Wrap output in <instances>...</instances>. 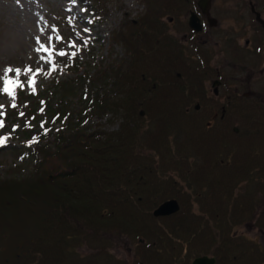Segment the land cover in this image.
<instances>
[{
	"label": "trees",
	"instance_id": "obj_1",
	"mask_svg": "<svg viewBox=\"0 0 264 264\" xmlns=\"http://www.w3.org/2000/svg\"><path fill=\"white\" fill-rule=\"evenodd\" d=\"M149 16L139 18V25L131 28L129 35L117 36L127 48L126 63L118 59L117 63L98 68L95 74L79 76L77 83L84 103L74 120L63 106L54 107L55 94L36 93V103H31L29 112L33 113L37 105H41L51 119L46 130L55 134L49 142L43 141V133L31 135L23 130L28 139L26 150L36 159L35 168L29 175L0 179V264H87L85 257L75 251L76 245L97 242L95 253L99 255L100 249H105L106 241L101 239L104 232L124 230L122 212L129 213L130 220L137 226L142 220L150 222L140 223L145 227L132 234L144 235V242L138 245L149 251L148 258H153V253L158 255L155 248L166 241L165 236L168 235L171 242L170 237L175 235L179 240L186 234L183 246L173 245L178 250L177 255L173 254L174 259L184 264L201 252L215 254L218 264H256L261 260L262 248L231 230L237 223L253 218V201L248 202L247 197L235 193L238 179L246 169L237 168L234 160L226 165L228 154L223 152L221 177L218 181L203 178L204 184L199 193L196 189L193 191V199L187 192L204 172L170 163L190 158L183 151L184 144L174 142L180 128L174 127L173 120L166 119L167 106H154L179 91V86L170 87L176 62L170 64L168 57L154 54L151 56L154 64L146 68L144 77L136 76L138 61L143 57L140 53L147 52L146 47H139L137 37L150 36ZM150 82L155 83L158 90L148 89ZM60 86L66 92L76 89L67 82H61ZM24 92L19 90V94ZM32 94L25 92L24 98ZM59 104L58 101L56 105ZM144 105L150 106L153 116L143 119L138 115L139 107ZM108 111L117 119L122 117L118 128L84 131L89 115L102 116ZM59 116L66 123L56 128L54 121ZM159 117L168 122L162 132L159 125L153 124ZM151 126L153 129L149 132ZM131 136L133 151L127 146V138ZM173 143L177 152L171 151ZM226 144L225 150L233 154L231 142ZM211 146L215 154L221 152L214 141ZM157 157L155 167L153 160ZM249 178L252 179L251 175ZM205 185L209 188L202 195ZM170 197L180 201V211L171 216H154V206ZM200 208L207 211L206 216L193 210ZM204 218L208 221H202ZM202 224L207 225L214 238L198 243L192 231Z\"/></svg>",
	"mask_w": 264,
	"mask_h": 264
},
{
	"label": "rangeland",
	"instance_id": "obj_2",
	"mask_svg": "<svg viewBox=\"0 0 264 264\" xmlns=\"http://www.w3.org/2000/svg\"><path fill=\"white\" fill-rule=\"evenodd\" d=\"M160 1L0 0V77L4 76V70L7 67L13 69L19 68L22 70V73L28 67H31L33 72L37 69L41 70L35 77V91L27 83L33 73H28L27 76L21 74L19 80L24 83V87L16 88L14 101L12 97L2 91L4 84L3 80H0V105L3 106L0 107V122L3 123V127H0V138L8 137L6 142L0 145V179L29 175L35 168L36 159L26 152L28 139L27 136L23 135V130L29 131L31 135L35 132L43 133V141H53L55 133L48 131L45 134L44 132L48 128L51 119L42 110V106L37 105L38 107L33 113L29 112L31 103H36L37 94L39 92H43L45 96L46 94H55L54 100L57 101L55 102L58 103L59 101L61 104L56 105L54 102V107L59 108L63 106L66 112L70 111V117L74 120L75 115L84 103L82 93L79 92V84L77 83L79 76L86 77V75L90 76L91 74H95L94 72L98 68H105L111 63H117L118 59H123V64L126 63L128 58L127 48L124 46V41L117 39V36L119 34L123 37L129 35L130 29L139 25L138 19L144 17L146 14H150L149 17L154 19L157 16L159 17L160 12L166 19L169 11L167 12L164 9L165 7L161 6ZM148 35L153 36L152 32L148 33ZM141 37L143 36L141 35ZM143 39L145 38L139 39L137 37V41L140 43L139 47H146L145 51L147 50L146 53H140V56L142 55L143 57L141 58L142 60L138 61L136 71V76L140 74L142 78L144 77L146 68L154 64L151 60V56L154 54L149 51L148 41L146 40L147 43H143ZM42 46L43 48L49 49V51H44ZM151 46L153 47L152 43ZM61 51L65 52L66 55L60 56L58 53ZM73 52L76 53L75 56L71 55ZM163 53L164 49L162 47ZM162 54L160 57L164 56ZM193 60L195 61V59ZM140 63H143V65H140ZM53 64L55 65V70H52ZM128 65L125 66L128 67ZM134 66L135 64L133 63ZM10 75L12 78H15L14 72ZM61 82H67L75 86V92H66L61 88ZM147 88L150 90L155 89V83H148ZM19 90L27 93L32 92L33 94L31 97L24 98L25 92L19 94ZM13 102L17 107L13 108L11 106ZM139 108H142L140 110H144V116H140L138 112V115L143 117V119L154 115L151 113L150 106L144 105ZM20 113H24V115L21 116ZM218 118V115L217 119H212L211 116L205 117L202 120L204 123L203 128L209 130L221 122V126L226 124V127L222 126L221 132L226 137L231 138V119L229 120L228 126L226 118L223 120ZM191 119V117H186L184 121H180L177 124V127L184 125L183 129L185 130L192 129V132H203L201 130L202 128L198 125L196 126L195 121H191ZM165 120L159 117L153 124L159 125L162 132V129L166 130L167 128L168 122ZM120 121H122V117L117 119L110 111L104 113L102 116L92 113L85 119L88 127L84 128V131L89 132L94 129L98 130L99 128L116 129L120 126ZM42 123L43 127H41ZM62 123H66V120L59 116L54 121V127L59 128L62 126ZM207 123L210 124L211 128H207ZM152 129L153 126H151V131L149 132H152ZM219 132L218 129L214 131V140H218L217 136H219ZM64 133L66 134L68 132ZM159 139L161 141L160 147H162L160 133ZM51 146L54 147V145ZM127 146L130 151H133L134 139L132 136L131 138H127ZM260 146H264V144ZM248 169L238 179L239 182L236 185L235 193L239 196L247 197L249 201L254 200L253 203L256 210L254 211V217L250 221H241L234 225L231 230L232 233L234 232V234L245 237L246 239H256L263 246L261 250L264 252V231H260L261 229L255 221L257 218V220L264 222V179L261 181L256 179V177L264 176V168H259L255 165L254 168H250V173H248ZM247 174L251 175L252 182H248L250 179L246 177ZM259 212H261V215ZM122 214L125 216L124 225L122 226L125 231L107 229L101 237L103 241H106V246L104 247L110 246L106 249L110 250L116 259L109 261L108 256L113 255L107 251L105 252L104 248L100 249L99 255L95 253L97 250L96 245L99 244L97 242H91V245L88 243L77 244L75 247L77 251H75L85 257V263L120 264L119 262L122 261L123 263L127 262L131 264L135 256L141 257L137 253V241L139 237H144V235L141 234L138 237L132 234L137 233V229H143L145 227L143 225L144 223L148 224L150 222L142 220L137 226L133 219L130 220L129 213L122 212ZM132 223L134 225H130ZM156 227H158L157 224ZM119 232L123 234H116ZM125 234H128L131 240H128ZM165 238L166 241H161L160 246L155 248L158 255L156 256L153 253V258H149L147 262L151 260V264H162L157 263L155 259L159 256L160 252H164V256L168 254V257H172L171 260L173 259L174 264H184L174 259V255H177L178 250L172 248V245H176L177 247L183 246L185 237L182 235L179 240H177L178 237H170L171 242H168V235ZM196 241L199 243L203 240L198 237ZM172 250L175 252H172ZM75 251H71V253L75 254ZM263 252L260 254L261 260L256 264H264ZM181 256L182 252L180 254ZM99 260L102 262L99 263ZM62 263L66 264V262ZM167 264H170V262Z\"/></svg>",
	"mask_w": 264,
	"mask_h": 264
},
{
	"label": "flooded vegetation",
	"instance_id": "obj_3",
	"mask_svg": "<svg viewBox=\"0 0 264 264\" xmlns=\"http://www.w3.org/2000/svg\"><path fill=\"white\" fill-rule=\"evenodd\" d=\"M160 2L169 13L165 19L159 12V17L150 21L153 34L148 36L150 52L162 54L163 47L162 55L168 57V63L176 62L172 67L174 76L170 87L179 86L180 89L174 97L156 103L167 106V116L171 119L191 117V121H199L209 116L217 119V115L220 120L231 119L233 132L244 133L243 138L238 135V139H234L235 143L241 140L252 143L253 161L264 168V161L259 160L264 155V146H258L264 144V0ZM177 80L182 81L177 83ZM176 135L183 136L182 132ZM204 135L205 132L190 133L184 143L189 147L186 153H192V157L185 161H170L171 165L184 164L188 170L203 166L206 161H203L202 147L207 141ZM176 140H180L179 137ZM171 151L174 152V147ZM196 212L207 214V211ZM258 226L263 232V226ZM192 235L204 240L214 238L203 224L193 230ZM160 255L161 261L157 263L173 264L168 254L164 256L160 252ZM112 259L116 257L108 256L109 261ZM131 264L141 262L135 256ZM185 264H192V258ZM214 264H218L217 257Z\"/></svg>",
	"mask_w": 264,
	"mask_h": 264
},
{
	"label": "snow or ice",
	"instance_id": "obj_4",
	"mask_svg": "<svg viewBox=\"0 0 264 264\" xmlns=\"http://www.w3.org/2000/svg\"><path fill=\"white\" fill-rule=\"evenodd\" d=\"M86 43V41H85ZM75 46V45H73ZM43 48V46H42ZM44 51H49V49L47 48H43ZM60 56H65L66 53L65 52H59L58 53ZM72 56H75L76 53L73 52L71 53ZM52 70H55V65L53 64V68ZM41 70L40 69H37L35 72H33L32 68L31 67H28L26 69L23 70V73H22V70L17 68V69H13L11 67H7L5 70H4V76L3 77H0V80H3V89L2 91L4 93H6L8 96L12 97L13 101L15 100V96H16V88L17 87H20V88H23L24 87V83L21 82L19 80V77L21 76V74L23 75H28V73H33L32 76L28 79L27 83L29 86L32 87V90L35 91V77L37 74H39ZM15 73V78H12V76L10 75L11 73ZM46 74H50V73H46ZM13 108L17 107V105L13 102L12 105H11ZM0 107H3L2 105H0ZM21 116L24 115V113H20ZM0 127H3V123L0 122ZM41 127H43V123L41 124ZM45 134H47V130H45ZM8 139V137H3V138H0V145L4 144L6 142V140Z\"/></svg>",
	"mask_w": 264,
	"mask_h": 264
},
{
	"label": "water",
	"instance_id": "obj_5",
	"mask_svg": "<svg viewBox=\"0 0 264 264\" xmlns=\"http://www.w3.org/2000/svg\"><path fill=\"white\" fill-rule=\"evenodd\" d=\"M180 205L176 198H167L161 201L154 209V215H167L179 210ZM215 258L213 256L201 255L192 260V264H214Z\"/></svg>",
	"mask_w": 264,
	"mask_h": 264
}]
</instances>
